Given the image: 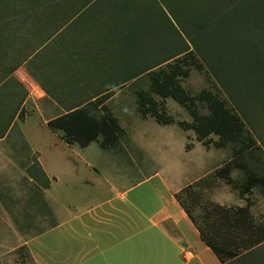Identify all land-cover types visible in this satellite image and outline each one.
<instances>
[{"label": "crops", "instance_id": "crops-1", "mask_svg": "<svg viewBox=\"0 0 264 264\" xmlns=\"http://www.w3.org/2000/svg\"><path fill=\"white\" fill-rule=\"evenodd\" d=\"M121 1L0 0V216L48 217L28 232L8 220L7 239L0 242L6 248L3 264H221L199 226L206 225L216 204H250V211L254 206L250 197L256 187L245 204L229 202L234 189L242 194L216 172L230 159L209 169L189 165L187 173L177 174L164 165L120 183L87 159L92 142L68 144L49 128L50 119L67 112L62 107L58 113L59 106L85 105L106 90H120L121 80L106 74L135 68L133 54L119 44L123 34L114 10ZM59 59L71 67L81 64L76 88L102 91L59 101L45 83L55 80ZM82 70L102 75L80 76ZM111 163L117 166L104 156L103 165ZM230 174L234 178L233 169ZM26 182L39 191L61 184L67 207L42 206L33 194L25 212L17 203L22 201L17 187ZM202 190L209 199L200 204ZM197 206L200 222L193 212Z\"/></svg>", "mask_w": 264, "mask_h": 264}, {"label": "trees", "instance_id": "trees-1", "mask_svg": "<svg viewBox=\"0 0 264 264\" xmlns=\"http://www.w3.org/2000/svg\"><path fill=\"white\" fill-rule=\"evenodd\" d=\"M129 1L122 0L116 5L114 17L119 23L126 16H136L138 9ZM163 1L172 8L173 0ZM175 13L181 23V51L142 72L127 74L121 84L148 71L152 93L136 90L137 108L143 117L152 116L162 124L174 123L175 119L161 107L153 93L163 98L172 97L185 105L193 118L190 122L179 120L178 125L185 130L194 129L197 139L205 146L213 144L222 148L229 141H240L233 158L216 174L238 188L242 195L251 193L256 186L261 187L264 195V176L248 172L245 181L239 182L230 174L234 167L242 168L237 162L238 156L258 145L251 135L245 137L242 116L210 90L190 95L180 81L188 76L190 64L199 69L203 67L201 57L239 109L245 112L248 100L257 95L247 93L245 84H251L256 93L264 92V0H181V10ZM110 92L106 90L95 100L91 98L88 104L69 107L67 112L48 121L49 128L68 144L87 146L96 141L104 149L115 148L124 128L118 115L105 103ZM197 98L207 103L208 114L198 111ZM262 107L264 113L263 104ZM212 134L219 139L214 140ZM249 205L225 207L216 204L207 216L206 225L199 226L203 241L221 264H264V222L255 221Z\"/></svg>", "mask_w": 264, "mask_h": 264}, {"label": "rangeland", "instance_id": "rangeland-1", "mask_svg": "<svg viewBox=\"0 0 264 264\" xmlns=\"http://www.w3.org/2000/svg\"><path fill=\"white\" fill-rule=\"evenodd\" d=\"M129 2L133 3L138 11L136 16H126L119 23L121 34H123L119 44L125 43L123 48L129 49L130 53L133 54L134 57L132 59L134 60L135 68L128 72L106 74L108 78L114 77L116 80H122L127 74L142 72L167 56L181 51V23L175 13V11L179 12L181 10V0H173L172 8L163 0H130ZM196 56L199 58L198 54ZM80 59L82 58L78 59L79 62L83 61ZM199 59L202 61L203 67L199 69L190 64L188 76L182 77L180 80L182 85L192 96H197L202 90H210L216 93L225 101L227 106L242 116L245 122V137L251 135L258 145L238 156L237 162L242 165V168L234 167L233 176L239 182L245 181L248 172L264 176V113L262 111L264 92L256 93V89L251 88V84H245L247 93L252 92L257 95H253L255 97L253 100H248L247 109L243 112L213 74L208 64L201 57ZM75 65L71 67L64 60L59 59L57 72L54 74L55 80L52 82L49 80L45 81L48 87L56 93L59 101H73L75 98L81 99V97L90 98L95 92L100 93L102 91L99 89L76 88L79 86L76 79L81 64ZM162 66L166 67L167 64H162ZM228 70L231 71L230 69ZM81 74L85 76L102 75L83 72V70L80 72V76H82ZM150 82V73L147 71L128 80L120 90H111L110 96L114 93L116 95L107 105L118 115L124 132L115 148L107 149L106 152L99 146L98 142L93 141L90 144L84 154L92 165L102 170L107 177H113L117 181H121L120 183H124L127 176L129 180L140 179L164 165L170 166L169 170L174 171L176 174L181 172V170L187 173L189 165H198L197 168L199 169L202 166L209 169L233 158L234 150L239 147L241 142L237 140L229 141L228 145L222 148H216L213 144L205 146L197 139L194 129L185 130L178 125L177 121L179 120L190 122L193 118L187 107L172 97L163 98L153 93V97L159 102L161 107L175 119L174 123L162 124L158 123L152 116L143 117L137 108L136 90L144 89L152 93L149 89ZM195 105L202 114L210 112L204 100L197 98ZM259 105L260 107H258ZM72 106H59L58 113L64 112L62 107L69 108ZM211 136L214 140L219 139L218 135L212 134ZM75 146L79 147V145ZM187 146H191V149L188 150ZM104 156L106 161H117V166L112 165V163L109 165L110 167L104 166ZM103 166L108 168L104 170ZM29 172H32V169H29ZM185 179L182 176V180ZM27 182H29L28 179ZM27 182L17 187L20 194L19 198L22 199V201L17 203L24 208L25 212H28L29 202L27 201L33 194L40 197L42 206L47 205L52 209L58 208L59 210L67 207L68 197L65 187L61 184L54 185L52 190L39 191ZM41 185L44 187V179ZM0 192L3 193V186H0ZM245 196L240 195L234 189L229 202L234 205L238 203L245 204ZM251 198L254 200L251 212L255 221L264 222V195L260 186H256ZM207 199H209V194L207 191L202 190L199 194L200 204ZM219 199L222 200V198ZM30 207L32 208V204ZM42 208L44 212V207ZM17 212L20 211L18 210ZM193 212L198 221H202L201 207L193 208ZM9 219L14 224V228L21 232L32 231L36 224L43 225L48 223V217L45 216L18 215L10 218L0 216V242L7 239L8 230L5 229V225H8ZM5 249L0 247V264H3ZM262 255L264 257V249Z\"/></svg>", "mask_w": 264, "mask_h": 264}, {"label": "built area", "instance_id": "built-area-1", "mask_svg": "<svg viewBox=\"0 0 264 264\" xmlns=\"http://www.w3.org/2000/svg\"><path fill=\"white\" fill-rule=\"evenodd\" d=\"M188 253H190V252H188Z\"/></svg>", "mask_w": 264, "mask_h": 264}]
</instances>
